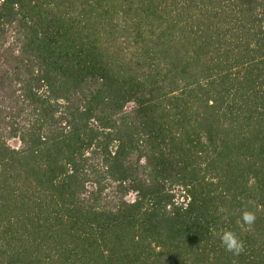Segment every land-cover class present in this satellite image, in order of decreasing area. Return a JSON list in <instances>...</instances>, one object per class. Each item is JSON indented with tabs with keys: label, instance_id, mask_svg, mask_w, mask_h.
I'll use <instances>...</instances> for the list:
<instances>
[{
	"label": "trees",
	"instance_id": "16d2710c",
	"mask_svg": "<svg viewBox=\"0 0 264 264\" xmlns=\"http://www.w3.org/2000/svg\"><path fill=\"white\" fill-rule=\"evenodd\" d=\"M0 264H264V0H0Z\"/></svg>",
	"mask_w": 264,
	"mask_h": 264
},
{
	"label": "clouds",
	"instance_id": "9594fccd",
	"mask_svg": "<svg viewBox=\"0 0 264 264\" xmlns=\"http://www.w3.org/2000/svg\"><path fill=\"white\" fill-rule=\"evenodd\" d=\"M242 219L246 224L251 225L255 220V216L253 213L244 212ZM221 241L226 250L233 252L234 254H239L243 248L242 242L235 236L233 232L230 231H226L222 234Z\"/></svg>",
	"mask_w": 264,
	"mask_h": 264
},
{
	"label": "rangeland",
	"instance_id": "374dc122",
	"mask_svg": "<svg viewBox=\"0 0 264 264\" xmlns=\"http://www.w3.org/2000/svg\"><path fill=\"white\" fill-rule=\"evenodd\" d=\"M9 144L13 147V148H19L21 146L20 142L18 141V139H12V140H9ZM110 195H114V189L111 188L110 190ZM135 199V196L134 194H131L127 197V200L128 201H133Z\"/></svg>",
	"mask_w": 264,
	"mask_h": 264
}]
</instances>
